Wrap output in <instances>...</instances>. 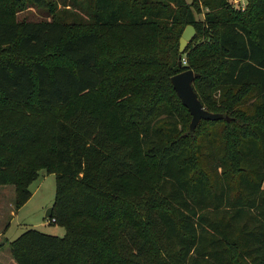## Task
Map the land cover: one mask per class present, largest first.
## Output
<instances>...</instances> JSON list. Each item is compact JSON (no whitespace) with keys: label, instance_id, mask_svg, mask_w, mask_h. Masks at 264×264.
Here are the masks:
<instances>
[{"label":"trees","instance_id":"obj_1","mask_svg":"<svg viewBox=\"0 0 264 264\" xmlns=\"http://www.w3.org/2000/svg\"><path fill=\"white\" fill-rule=\"evenodd\" d=\"M59 1L83 30L15 20L48 0H0V185L18 210L53 173L64 228L8 241L15 264H264V0ZM185 69L224 115L192 132L170 82Z\"/></svg>","mask_w":264,"mask_h":264},{"label":"rangeland","instance_id":"obj_2","mask_svg":"<svg viewBox=\"0 0 264 264\" xmlns=\"http://www.w3.org/2000/svg\"><path fill=\"white\" fill-rule=\"evenodd\" d=\"M48 2L53 4L52 6H55L52 10L44 7L38 8L31 6L18 12L15 20L38 21L50 19L55 16L66 24H71L69 28L70 35L84 29V27L77 26L76 24L84 21L77 12L72 11L69 7H64L59 0H48ZM202 17L203 13L196 14V19H201ZM43 60L49 65L58 62L68 63L56 50H49L43 57ZM189 123L190 121L187 124L188 126ZM29 190L32 194L31 197L18 210H15L13 203L15 199L14 186L0 185V242H5V245L0 249V264H15L7 242L17 237L27 228H33L40 232L56 236H62L64 234V228L62 226L50 223L48 218L45 217L46 210L52 206L54 200V174L40 170L37 179L29 185Z\"/></svg>","mask_w":264,"mask_h":264},{"label":"water","instance_id":"obj_3","mask_svg":"<svg viewBox=\"0 0 264 264\" xmlns=\"http://www.w3.org/2000/svg\"><path fill=\"white\" fill-rule=\"evenodd\" d=\"M195 35V29L192 25H187L179 38V60L180 55ZM180 65V61H178ZM198 73L192 69L182 70L170 77V82L182 104L187 108L191 115L189 131L192 132L200 120H219L224 117L222 113L208 111L200 102L197 93L193 88L195 78ZM228 119V117H226ZM53 207H49L45 212V217L49 218L52 214Z\"/></svg>","mask_w":264,"mask_h":264},{"label":"built area","instance_id":"obj_4","mask_svg":"<svg viewBox=\"0 0 264 264\" xmlns=\"http://www.w3.org/2000/svg\"><path fill=\"white\" fill-rule=\"evenodd\" d=\"M233 6L244 8L245 0H228Z\"/></svg>","mask_w":264,"mask_h":264}]
</instances>
